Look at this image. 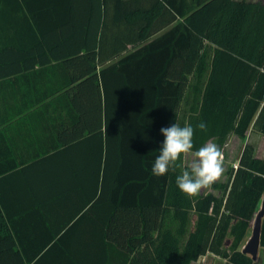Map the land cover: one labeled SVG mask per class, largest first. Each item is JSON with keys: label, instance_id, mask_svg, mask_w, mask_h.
<instances>
[{"label": "trees", "instance_id": "trees-1", "mask_svg": "<svg viewBox=\"0 0 264 264\" xmlns=\"http://www.w3.org/2000/svg\"><path fill=\"white\" fill-rule=\"evenodd\" d=\"M38 1L0 0V29L29 23L2 49L23 54L19 68L57 61L66 71L71 89L58 98L72 104L58 108L69 117L57 129L60 148L32 164L40 178H59L43 164L63 152L65 179L86 184L77 192L85 201L45 250L15 249L0 233L3 264L48 256L56 264H191L208 252L223 264H253L242 248L264 197V157L252 144L226 180L191 198L175 182L184 154L162 177L151 168L160 129L174 123L195 129L192 151L212 140L223 152L251 125L264 135V1L82 0V12L38 9ZM43 18L58 24L43 27ZM71 239L76 247L66 248ZM260 241L264 248V217Z\"/></svg>", "mask_w": 264, "mask_h": 264}, {"label": "crops", "instance_id": "crops-1", "mask_svg": "<svg viewBox=\"0 0 264 264\" xmlns=\"http://www.w3.org/2000/svg\"><path fill=\"white\" fill-rule=\"evenodd\" d=\"M38 2L35 4L38 9L86 10L82 0H69V6L51 0ZM57 24L52 18H43L39 22L43 27ZM25 25L29 23L15 19L11 23L2 22L0 29V233L7 232L12 236L15 249L33 252L47 249L45 243L52 240L50 237L64 233L65 223L78 216L85 199L77 192L83 191L80 188L86 184L82 180L65 179L68 168L63 152H57L43 164V169L52 170L59 178L36 175L38 167L32 162L60 148L57 129L69 122V117L66 109L58 108H67L72 102L58 98V89L64 91L71 86L64 89L66 71L57 61L19 68L18 65L24 63L23 54H11L2 49L9 39L20 37L21 27ZM67 25H82V22L72 21ZM58 111L61 112L59 116ZM78 233L81 232L75 230L74 234ZM4 245L0 244V247L4 248ZM74 247L76 244L71 239L66 248ZM3 261L0 255V264ZM56 262L48 256L42 264Z\"/></svg>", "mask_w": 264, "mask_h": 264}, {"label": "clouds", "instance_id": "clouds-1", "mask_svg": "<svg viewBox=\"0 0 264 264\" xmlns=\"http://www.w3.org/2000/svg\"><path fill=\"white\" fill-rule=\"evenodd\" d=\"M196 127L201 131L207 130L204 122ZM160 132L164 140L151 168L154 176L166 175L170 169L178 166L177 162L182 154L190 153L193 159L175 181L182 193L189 198L195 197L222 177L225 171L223 152L217 143L209 140L198 150L192 151L195 129L188 124L181 126L174 123L169 127H162Z\"/></svg>", "mask_w": 264, "mask_h": 264}, {"label": "rangeland", "instance_id": "rangeland-1", "mask_svg": "<svg viewBox=\"0 0 264 264\" xmlns=\"http://www.w3.org/2000/svg\"><path fill=\"white\" fill-rule=\"evenodd\" d=\"M264 1V0H262ZM246 143L253 145L255 154L260 157H264V135H262L253 125L250 126L247 136L245 139H240L235 135H231L228 139L227 144L223 150V160H224V173L219 181H224L227 179V171L230 167H234V163H238L239 156L242 152V149ZM193 157L191 154H184V164H190ZM211 189H204L201 192L206 193ZM215 193H220L219 191H214ZM261 204L259 205L260 208ZM258 208V209H259ZM250 236V235H249ZM248 236V238H249ZM247 238V240H248ZM246 243V242H245ZM224 259L220 256H217L211 252L206 253L199 257L198 260L192 262L191 264H223ZM253 264H264V249L260 250L259 256L254 260Z\"/></svg>", "mask_w": 264, "mask_h": 264}, {"label": "water", "instance_id": "water-1", "mask_svg": "<svg viewBox=\"0 0 264 264\" xmlns=\"http://www.w3.org/2000/svg\"><path fill=\"white\" fill-rule=\"evenodd\" d=\"M264 217V197L261 202V206L257 211L255 218L252 222L251 233L244 244L242 251L248 255H250L253 260H256L259 256L261 247V229H262V220Z\"/></svg>", "mask_w": 264, "mask_h": 264}, {"label": "built area", "instance_id": "built-area-1", "mask_svg": "<svg viewBox=\"0 0 264 264\" xmlns=\"http://www.w3.org/2000/svg\"><path fill=\"white\" fill-rule=\"evenodd\" d=\"M234 167H237V163L234 165Z\"/></svg>", "mask_w": 264, "mask_h": 264}]
</instances>
